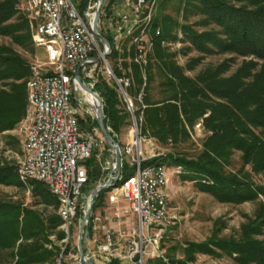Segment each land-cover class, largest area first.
I'll return each mask as SVG.
<instances>
[{
  "label": "trees",
  "instance_id": "obj_1",
  "mask_svg": "<svg viewBox=\"0 0 264 264\" xmlns=\"http://www.w3.org/2000/svg\"><path fill=\"white\" fill-rule=\"evenodd\" d=\"M163 1L159 0L162 4ZM185 7L199 8L208 15L209 21L223 28L226 38L215 31L199 32L192 26L183 25L187 38L202 52L233 51L243 56H255L264 60V0H181ZM20 0H0V35L10 36L19 45L33 44L29 21L21 7ZM158 3V5H159ZM23 12V13H22ZM154 26H160L154 22ZM163 27L160 35L154 36L153 48L148 52L145 74L134 61L136 50H132V62H124L125 69H132L129 91L136 98L143 90L144 109L142 130L162 142L177 140L188 135L187 127L203 121L211 132L204 143V152L197 158L184 154L169 153L142 162L143 166L162 163L168 167H181L183 177L195 181L202 190L211 193L220 201L242 203L264 199V178L259 182L250 176H240L228 172L225 164L235 151L242 152L244 164L251 165L254 172L264 173V63L245 60L231 75H225L230 63L224 61L216 67L208 68L196 77L189 76L186 68L177 64L164 43L170 39L171 25ZM108 39H110L107 36ZM118 52L112 47V57ZM155 67L166 77L163 86L170 95L162 100H153L150 89L155 77ZM194 68L193 64L187 70ZM122 67L117 66L116 75L123 76ZM32 67L27 60L9 46L0 44V82L8 88H0V132L13 129L24 117L27 107V81ZM145 78H144V76ZM133 85V86H132ZM104 100V118L117 136L129 124L130 112L125 108L117 86L105 79L97 85ZM81 122H83L81 120ZM93 124L97 127L98 121ZM119 140V139H117ZM11 143V142H10ZM122 145V144H120ZM86 161L89 182L99 180L100 165L97 159ZM134 168L123 162V178L130 176ZM33 190L41 203L52 206L48 214L24 206L21 202L0 198V264H56L61 247L59 240L66 236L59 227L62 224L58 209L59 199L51 193L43 182ZM0 184L25 187L19 179L17 166L0 159ZM121 180L115 181L120 186ZM87 187V186H86ZM86 187L84 190L86 191ZM105 189L95 198L93 211L101 205ZM90 236L92 228L89 227ZM264 234V201L261 199L254 218L242 226L239 238L217 237L208 242L189 243L185 248L186 260H176L175 264H188L195 260L196 252L215 254L217 249L234 256L240 264H264V241L258 236ZM55 236V240L51 236ZM11 262L6 263V258ZM113 264H119L114 260Z\"/></svg>",
  "mask_w": 264,
  "mask_h": 264
},
{
  "label": "rangeland",
  "instance_id": "obj_2",
  "mask_svg": "<svg viewBox=\"0 0 264 264\" xmlns=\"http://www.w3.org/2000/svg\"><path fill=\"white\" fill-rule=\"evenodd\" d=\"M24 1L25 0H20L19 6L21 8ZM88 1L89 3L86 8L88 7V10L92 14L95 12L97 13L98 0ZM120 1L121 0H104V3L99 11L97 31L103 35L110 44L108 54H105V57L111 70L115 73L117 66H120V68L122 67L121 70L124 73L123 75L131 78L132 82V69H125L124 66H122L123 63L132 62V50H136L139 46H144L148 55V52L153 48V38L156 36V29H161L162 33L163 27L161 28V25H171L172 37H169L170 39H168L164 45L168 49V52L173 55L172 58L176 60L177 64L186 68V72L189 76L196 77L202 71L208 68L216 67L224 61H228L230 63V69L225 74L227 76L233 74L245 60H254L258 62V68H260L264 63V60L258 59L253 55L243 56L233 51H219L215 47H213L214 52L212 53L200 51L187 38L182 28L183 25L192 26L199 32L215 31L216 33H219L221 38L224 39L227 35L224 34L221 26L217 25L213 21H209L210 18L207 14L201 12L199 8L196 9L192 6H189L190 8H188V6L185 7L184 1L181 0H167L163 1L162 4L159 3V5H157L153 13L151 25L147 28L148 30L140 36L142 37L140 38L142 40H138V45L136 44L135 39L137 35H140L142 27L146 21H140L131 28H127V26L130 25V22L126 23V27L121 33V39L123 38L121 46L118 50H116L119 55L117 57H112L111 54L112 47H114V41L108 33V29L105 28V21L103 22V19L101 20L100 15L103 10H108L109 12L117 10L116 13L123 12L125 8ZM229 1L238 5L242 4L235 2L234 0ZM154 22H158L160 26H154ZM130 26H132V24ZM107 36L110 39H108ZM32 42L33 44L28 43L26 46L19 45L15 43L10 36L0 35V44L9 46L18 54H21V56L27 60L28 64L31 66L35 63L44 65L47 63L48 59L43 48L39 47L34 40ZM100 48L103 49L104 52L102 42H100ZM189 64H193L194 68L187 70V66ZM84 65L86 66V70L83 69ZM84 65L81 66L80 72L82 81L91 88L89 83H93V81L96 80L94 84L95 86L92 90L101 98L102 96L97 89L99 82L105 79L109 84L114 83L120 92L125 108L130 112L129 124L123 128L119 136H117L118 133L115 134L113 132L110 126L106 125L114 138L116 140L119 139L117 141L122 144L120 145L122 167L124 161L131 162L132 160V155L125 153L124 147L132 144L137 136L139 137L140 145L134 146V152L136 154L138 151L142 152L141 158H145L146 160H151L169 153L184 154L189 158H197L204 152V143L207 136L211 134V132L205 127L203 121L197 122L193 127L188 126V135L181 136L177 140L169 139L167 142H162L142 130L143 112H140L139 116H136L135 114L138 109L142 110L146 107L143 103V88L136 98H132L129 91L130 86L126 87V91L130 98V101L128 102L122 94L120 86L116 80H107L108 76L105 72L107 68L106 64L100 60L99 57H95L93 62ZM145 66L142 74H145ZM154 73L155 77L150 93L153 100L159 101L168 97L171 91L163 86V82L166 80L164 72L155 67ZM75 87L76 94L74 103L79 104L82 102V107H80V124L83 132V138H86V134L89 133L93 135L96 145L91 157L94 159V155L96 154L95 158L99 162L101 172L99 180L88 183L86 185L87 187L85 186L87 188L86 191L83 190V197L78 207L77 218L70 230V236L68 237L66 232L62 229V224L59 229L64 231L66 237L63 240L56 241L55 236H51V239L58 242L60 247L62 246V242H68V247L62 257L61 264H73L75 261L74 255H79L78 247L80 226L90 204L91 192L99 185L105 184L108 181L110 170L116 161V151L113 148L108 147L107 142L104 145L100 143L102 140L101 138L104 136L100 127L93 124V121L97 120V114L90 113L89 106H91V96L79 83H76ZM0 88H8V86H4L3 83L0 82ZM25 115L26 113L24 114L23 119L16 124L13 129L0 132V159L3 162L15 164L17 166V171L19 170L20 160L23 158L24 154L26 134ZM81 120L83 122H81ZM169 168L170 181L168 191L171 209L168 219L162 224L163 236L159 241V248L153 252V250H151L152 244L148 241H144V237L138 228L137 217L131 210L129 202L123 201V203L121 202V204L115 206L108 203V194L112 191L110 190L105 194L101 201V205L94 211L92 209L88 226H91L93 234L85 240L84 245L87 251L91 249V245L95 244L94 242L105 241L103 231L96 233L92 227L93 216L101 215V224L111 228L114 232H117L118 230L127 232V235L120 239L122 246L125 248L128 247V242H139V247L141 246V242H146L144 244L145 248L151 251L148 255H145L144 264H175L176 260L187 259L185 248L189 243L208 242L214 235H217V237L220 238H239L242 233V226L246 224L249 219L254 218L255 213L260 206L261 199L264 201L263 197H260L255 201H246L242 203L220 201L211 193L202 190L199 184L195 181H188L184 179V171L181 167ZM225 169L228 172H237L242 177L250 176V178L255 182H259L264 178V173L254 172L251 165L244 164L241 151H235L231 155L229 162L225 164ZM121 174H123L122 168L119 175ZM20 181L25 184L24 188L14 185L0 184V198L7 201L21 202L24 206L35 208L44 215L53 210L52 206H47L44 203H41L40 199L34 196L33 190L36 187V184H33L32 181H28V183L23 182L21 179ZM113 187H115V185ZM258 238L264 241V234L259 235ZM193 255L195 256V260L189 261L188 264H240L235 259V255L231 256L219 249H217L214 255L202 252H196ZM96 258L104 259V261L106 260L107 264H113L114 260H118L119 264L122 262V259L119 258L107 259L105 256H98ZM138 258H140L139 255L135 258V260ZM6 259V263L11 262V257L9 258L8 256ZM137 264L141 263L137 261Z\"/></svg>",
  "mask_w": 264,
  "mask_h": 264
},
{
  "label": "built area",
  "instance_id": "obj_3",
  "mask_svg": "<svg viewBox=\"0 0 264 264\" xmlns=\"http://www.w3.org/2000/svg\"><path fill=\"white\" fill-rule=\"evenodd\" d=\"M120 2L125 8L123 12L103 10L100 15L114 41L115 50L121 46V33L126 23L130 22L132 26L127 28H131L140 21H146L135 39L136 44L142 40L140 36L150 27L159 0ZM88 3V0H25L21 8L29 21L34 42L43 48L48 61L44 65L35 63L31 66L32 74L27 83L24 154L18 174L25 183L33 180L43 182L57 196L63 222L61 227L68 237L77 218L84 187L89 182L86 161L92 156L96 145L90 133L83 138L80 124L82 102L74 103L78 66L91 63L95 57H99L106 64L107 80H116L125 99L130 101L126 91L130 78L126 75L118 77L109 67L105 53L100 48L101 40L94 30L96 12L90 13L86 8ZM160 34L161 29H156L155 35ZM105 47L109 51V47ZM135 62L144 71L147 63L144 46L136 49ZM83 69L86 70L85 65ZM95 81L89 83L91 89ZM89 108L90 113H96L92 100ZM101 139L100 143L104 145V137ZM135 145H140L138 136L132 144L124 147V152L132 155L131 162L127 163L134 168V172L126 178H123V174L119 175L121 184L113 187L112 198L120 191L129 202L137 217L139 231L144 241L152 244L151 250L154 252L159 248L163 236L162 224L168 219L171 209L168 191L170 168L162 163L143 166L142 162L146 159L141 158L142 152H134ZM92 220L93 230L96 233L103 231L105 236L104 242H94V250H88L93 258H128L136 264L137 261L144 264L145 255L151 251L145 248L146 242H141L140 247L139 242H128L125 248L120 239L127 232H114L101 224V215L93 216ZM67 247L68 242H62L56 264H61ZM138 255L140 258L136 261ZM74 257L73 264H81L80 255Z\"/></svg>",
  "mask_w": 264,
  "mask_h": 264
},
{
  "label": "water",
  "instance_id": "obj_4",
  "mask_svg": "<svg viewBox=\"0 0 264 264\" xmlns=\"http://www.w3.org/2000/svg\"><path fill=\"white\" fill-rule=\"evenodd\" d=\"M103 3H104V0H98V8H97V13H96V18L94 21V28H95L94 30L104 46L105 54H108V51L105 45H107L110 48V44L108 40L103 35L98 33L97 31V20H98L100 8ZM81 66L82 64L78 66L77 73H76V80L82 86V88H84L89 93V95L92 97V101L95 105V111L97 114V121L103 133V136L107 142V146L113 148L116 151V161H115V164L112 166V169L110 170L109 179L105 184L99 185L97 188H95L91 192L90 204H89L87 212L80 226V238H79V247H78L79 255H80V262L81 264H96L94 258L90 255V253H88L84 245L85 240L90 237V230H89L88 222L91 217L95 198L100 194L101 191L108 189V188H112L115 185V180H117L119 174L121 173L122 155H121L120 143L114 138V136L111 134L110 130L105 124L103 100L86 83L82 81V77L80 73Z\"/></svg>",
  "mask_w": 264,
  "mask_h": 264
},
{
  "label": "crops",
  "instance_id": "obj_5",
  "mask_svg": "<svg viewBox=\"0 0 264 264\" xmlns=\"http://www.w3.org/2000/svg\"><path fill=\"white\" fill-rule=\"evenodd\" d=\"M113 192H109L108 194V203L115 206V205H119L121 204V202L123 203V201L128 202L121 194V192H118L117 195H115L113 198ZM57 197V196H56ZM131 208V207H130ZM91 249H89L90 251L94 250L95 248V244L90 246ZM94 260L96 262V264H107L106 260L104 261V259H97L96 257H94ZM121 264H135L133 261H131L128 258H125L123 260H121Z\"/></svg>",
  "mask_w": 264,
  "mask_h": 264
}]
</instances>
